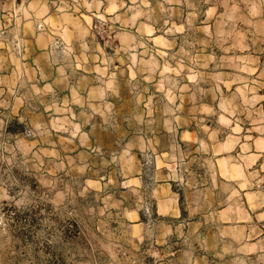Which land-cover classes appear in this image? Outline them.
Segmentation results:
<instances>
[{"label":"rangeland","instance_id":"rangeland-1","mask_svg":"<svg viewBox=\"0 0 264 264\" xmlns=\"http://www.w3.org/2000/svg\"><path fill=\"white\" fill-rule=\"evenodd\" d=\"M262 210L264 0H0V264H264Z\"/></svg>","mask_w":264,"mask_h":264},{"label":"trees","instance_id":"trees-1","mask_svg":"<svg viewBox=\"0 0 264 264\" xmlns=\"http://www.w3.org/2000/svg\"><path fill=\"white\" fill-rule=\"evenodd\" d=\"M25 126L26 125L24 122L18 121V119L15 118L11 121L6 122L5 127H4V132L6 134H12V135L21 134V133H24ZM4 165H2V167ZM13 171H16V169L13 168ZM2 178H8L7 174H4ZM13 178L15 180H20L15 175L13 176ZM33 180L36 181V179H33ZM171 183H172L173 191L179 193V201H180V204H182L184 201L183 192L179 190L178 187L176 186V181H171ZM152 211L153 213H150L151 215H153L154 217L159 216L157 213L156 205L152 206ZM181 212H182L181 218H183L187 214L183 208V205H181ZM15 214H16L17 221H21L23 218V215L21 213H15ZM26 214L28 215V217H25L26 220H28L30 223L35 221L34 215H32L31 213H26ZM140 221H144V222L147 221V218L142 211L140 212ZM62 232L64 234V237L72 243H76L82 237L81 236L82 228L76 221L71 222V226H67L66 228L63 229ZM62 264H66V263L62 262Z\"/></svg>","mask_w":264,"mask_h":264},{"label":"bare ground","instance_id":"bare-ground-1","mask_svg":"<svg viewBox=\"0 0 264 264\" xmlns=\"http://www.w3.org/2000/svg\"><path fill=\"white\" fill-rule=\"evenodd\" d=\"M157 36V35H156ZM169 190H171L170 188H169ZM165 194V193H164ZM163 194V195H164ZM157 195H158V205H159V211H162V212H164V211H166L167 209H169L170 208V202H169V200H164L165 198H164V196H163V198H162V195H161V193L160 192H158L157 193ZM168 196V195H167ZM175 196V195H174ZM175 202V201H174ZM176 207V206H175ZM174 207V208H175ZM179 207V206H178ZM173 208V209H174ZM178 210H179V208H178ZM168 212V211H167ZM169 212H171V211H169ZM168 212V213H169ZM142 223V222H141Z\"/></svg>","mask_w":264,"mask_h":264},{"label":"crops","instance_id":"crops-1","mask_svg":"<svg viewBox=\"0 0 264 264\" xmlns=\"http://www.w3.org/2000/svg\"><path fill=\"white\" fill-rule=\"evenodd\" d=\"M257 217L258 216H264V210L259 211L258 213L255 214ZM264 220V219H263ZM264 226V225H263Z\"/></svg>","mask_w":264,"mask_h":264}]
</instances>
